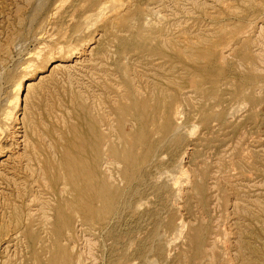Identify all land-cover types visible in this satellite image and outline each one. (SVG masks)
<instances>
[{
    "label": "rangeland",
    "instance_id": "1",
    "mask_svg": "<svg viewBox=\"0 0 264 264\" xmlns=\"http://www.w3.org/2000/svg\"><path fill=\"white\" fill-rule=\"evenodd\" d=\"M162 93L165 126L154 111ZM7 110L20 143L32 134L47 178L0 158V228L15 206L35 204L29 190L52 210L32 248L14 234L0 258H44L53 243L71 264H264V0H0L2 124ZM91 111L128 137L113 164L83 168L99 169L101 209L113 207L62 215L74 192L61 185L78 173L65 158L76 129L90 135Z\"/></svg>",
    "mask_w": 264,
    "mask_h": 264
},
{
    "label": "bare ground",
    "instance_id": "2",
    "mask_svg": "<svg viewBox=\"0 0 264 264\" xmlns=\"http://www.w3.org/2000/svg\"><path fill=\"white\" fill-rule=\"evenodd\" d=\"M64 1V0H63ZM65 1H67V0H65ZM63 2H61V4H62ZM60 5V2H59V4H58V6ZM107 5H109V4H107ZM107 5L105 6H101V7H99V8H101V9H103V7H106L107 8ZM57 6V7H58ZM61 6L62 5H60V8L59 9H61ZM119 6V5H118ZM113 8V7H112ZM100 10V9H99ZM98 10V11H99ZM108 10V9H107ZM66 11V10H65ZM105 11V10H104ZM104 11H102L101 10V12L102 13H104ZM113 11H115V10H113ZM57 12V11H56ZM101 12H99V14L101 13ZM55 14H57V13H55ZM99 16V15H98ZM90 17H92V16H90ZM93 17H94V15H93ZM92 17V18H93ZM100 17L101 16H99V19H100ZM102 17H103V15H102ZM98 17H96V19H97ZM86 19H88V18H86ZM90 21H91V19H89ZM103 21V20H102ZM95 22V21H94ZM97 22H99V21H97ZM73 33V32H72ZM108 33V32H107ZM71 43V42H70ZM86 44V43H85ZM84 45V44H83ZM76 48V47H75ZM79 49V48H78ZM61 50V49H60ZM59 50V51H60ZM69 50V49H68ZM192 50H194V49H192ZM63 51V50H62ZM74 51V50H73ZM196 51V50H195ZM193 52V51H192ZM76 53V52H75ZM50 56V55H49ZM193 56H194V54H193ZM121 58V57H120ZM64 59V58H63ZM197 59H198V57H197ZM48 61L50 62V61H53V59H51V57L48 59ZM49 62H47V63H49ZM120 62V61H119ZM31 66V65H30ZM120 66H121V64H120ZM123 66V65H122ZM123 68V67H122ZM43 69V68H42ZM38 72H40V71H38ZM40 75V74H39ZM174 77V76H173ZM25 78H26V76H24L23 78H22V82H24V80H25ZM166 78V77H165ZM167 79V78H166ZM173 79V78H172ZM169 80V79H168ZM175 79H173V81H174ZM180 80V79H179ZM167 81V80H166ZM164 82V81H163ZM169 82H170V80H169ZM180 82V81H179ZM21 84V83H20ZM31 85H32V83H30ZM29 84V85H30ZM175 84H177L176 82H175ZM29 85H28V87H29ZM179 84H177V86H178ZM180 86V85H179ZM178 86V87H179ZM32 87H33V85H32ZM31 86H30V88H32ZM29 89V88H28ZM133 90H134V88H133ZM158 90V89H157ZM162 89H159V91H161ZM20 91L21 90H19V93H20ZM154 92V91H153ZM152 92V93H153ZM135 93H136V90H135ZM158 92L156 91V94H157ZM165 93V92H164ZM155 94V95H156ZM155 95H153V96H155ZM159 95V93L157 94V96ZM160 95H161V92H160ZM139 96H141V95H139ZM80 97V96H79ZM137 98V97H136ZM142 98H143V96H142ZM152 98V97H151ZM19 99V94H17V97H16V100L15 101H17ZM153 99H154V97H153ZM152 99V100H153ZM157 99V104L155 105V115H156V117H158L159 116V118H160V120H162L161 122H162V126H165V125H167V123L169 122V120H170V118L172 117H170V115H171V111L170 110H168V107H167V105H166V103H165V100H166V97H165V95H163V93H162V96H160V97H157L156 98ZM136 100V99H135ZM149 100V99H148ZM151 100V99H150ZM133 101V100H132ZM147 101V100H146ZM136 102H139V100H137ZM150 102H152V101H150ZM18 103V102H17ZM85 103V102H84ZM16 104V103H15ZM135 104H137L138 105V103H135ZM150 105V103L148 104V106ZM79 106V105H78ZM83 106H85V105H83ZM147 106V107H148ZM81 107V106H80ZM87 107V106H86ZM96 107V106H95ZM122 107V106H121ZM133 107V106H132ZM134 107H137V106H135L134 105ZM133 107V108H134ZM138 107H139V105H138ZM137 107V108H138ZM96 108H98V107H96ZM144 108V107H143ZM149 108V107H148ZM153 108V109H154ZM54 109V108H53ZM82 109V108H81ZM87 109V108H86ZM120 109V108H119ZM147 109V108H146ZM170 109V108H169ZM85 110V109H84ZM88 110V109H87ZM121 110V109H120ZM138 110H139V108H138ZM123 111H125L124 109H123ZM134 111V110H133ZM136 111V110H135ZM134 111V112H135ZM139 111H141V110H139ZM154 111H153V113H154ZM118 112V111H117ZM116 112V113H117ZM129 112H130V110H129ZM150 112V111H149ZM152 112V111H151ZM13 115H14V112H11ZM10 112H9V110H7L5 113H4V115H3V118H4V120L6 121V123H4V124H2V122H1V120H0V158L2 157V156H4V155H9V156H11V158L13 157L14 158V162H13V164H14V166L16 167V166H18V165H20V164H22L23 165V163H24V166H25V168L27 169V170H29L30 171V176H31V178H32V180L35 182L36 180H35V178H36V176L37 175H39V176H41V177H43V178H47L46 177V171H45V168L43 167V166H41V162H42V160H41V158H40V154H39V150H38V148H37V146H36V144H35V142L33 141V139H31V135H29V132H28V130H26V132H25V135L23 136L24 138V142H23V139H22V142L20 143V140H19V138L17 137V128H16V125H12L10 122H11V119H12V114H11ZM53 113V112H52ZM111 113V112H110ZM116 113H115V115H116ZM142 113H145L144 111H142ZM106 114V115H105ZM105 114H94L93 113V111H91L90 112V114H89V117H90V122H91V124L87 127V131L90 133V135L88 136V135H86V134H84V132L83 131H79V129H76L75 130V134L73 135V137H74V141H75V143H74V145H73V147H72V149H73V154H75V157L74 158H71V159H68V158H65L67 161H68V163H71V162H73V165L75 166V168H76V179L75 180H73V179H65V182L61 185V187H62V191H61V193L60 194H62L63 192H65V194H66V192H68V191H73L74 192V196L72 197V198H62V196H61V198H62V201H60L61 203H60V206H59V204H58V206H59V211L62 213V212H67V211H69V212H71V215L74 213V212H78V211H82V212H84V214H87V215H89V214H93V215H95V216H99V217H101L102 215H104V217L106 216V214L107 213H109L110 211H111V209H112V207H113V201L111 202V205L107 208V207H104L103 209H101V205L100 204H103L104 203V200L102 201V193H101V189L99 188V183L101 184V182H100V180H102V179H100V178H102V177H100L101 175H100V173H99V169H94V175H90V173H88V172H85V170H83V168L84 169H86V171H89L87 168L89 167V165L90 164H92V162L98 167V164H102L104 161L105 162H109V164H110V162H112V164H113V162L115 161V157H116V155H117V151H116V149H117V145H118V143L119 144H124V145H126L127 144V142H128V137L127 136H120L119 134H118V132H117V126H115V124L113 123V120L111 119L112 117H110L108 114L109 113H105ZM113 114V113H112ZM133 114H135V113H133ZM140 114H141V112H140ZM150 114V113H149ZM177 114V113H176ZM86 115V114H85ZM114 115V114H113ZM130 115V114H129ZM139 115V114H138ZM27 116V115H26ZM25 116V117H26ZM81 116H82V114H81ZM84 116V115H83ZM175 116V115H174ZM122 117H123V113H122ZM130 117H133V116H130ZM170 117V118H169ZM30 118V117H29ZM56 118V117H55ZM85 118V117H84ZM116 118H118L117 116H116ZM115 118V119H116ZM135 118V117H134ZM138 118V117H137ZM141 118V117H140ZM205 118V117H204ZM26 120H27V118H25ZM86 119H88V118H86ZM119 119V118H118ZM10 120V122H8ZM85 120V119H84ZM117 120V119H116ZM134 120V119H133ZM4 121V122H5ZM32 121V120H31ZM87 121V120H86ZM121 121V120H120ZM141 121V120H140ZM23 122V121H22ZM26 122V121H25ZM37 122V121H36ZM42 122V121H41ZM89 122V121H88ZM89 122V123H90ZM125 122H127L128 123V121H124V123ZM160 122V121H159ZM43 123V122H42ZM46 123V122H45ZM45 123L43 124L44 126H47V125H45ZM88 123V124H89ZM117 123V122H116ZM122 123V122H121ZM121 123H119L118 122V126H120L119 124H121ZM130 123V122H129ZM23 124V123H22ZM25 124V123H24ZM31 124V123H30ZM35 124V123H34ZM33 124V125H34ZM37 124H39V123H37ZM57 125V124H56ZM127 125V124H126ZM28 126H30V125H28ZM27 126V127H28ZM36 126V125H35ZM131 126V125H130ZM31 127V126H30ZM34 127V126H33ZM32 127V128H33ZM57 127V126H56ZM65 127V126H64ZM78 127V126H77ZM123 127V126H122ZM128 127V126H127ZM126 127V128H127ZM147 126H145V128H146ZM49 128V127H48ZM47 128V129H48ZM67 128V127H66ZM73 128V127H72ZM121 128V127H120ZM137 128V127H136ZM46 129V128H45ZM46 129V130H47ZM58 129V128H57ZM86 129V128H85ZM130 129V128H129ZM129 129H127V130H129ZM140 129V128H139ZM25 130V129H24ZM38 130H39V128H38ZM68 130H69V128H68ZM83 130H84V128H83ZM126 130V129H125ZM146 130H147V128H146ZM36 131V130H35ZM42 131V130H41ZM40 131V132H41ZM55 131V130H54ZM70 131V130H69ZM68 131V132H69ZM33 133H35L34 131H33ZM37 133H39V132H37ZM46 133V132H45ZM55 133H57V132H55ZM63 133V132H62ZM170 133V132H169ZM24 134V133H23ZM58 134H60V135H62L60 132L58 133ZM119 135L118 137H116V135ZM142 134V133H141ZM168 134V133H167ZM52 135V134H51ZM57 135V134H56ZM22 136V135H21ZM40 136V135H39ZM43 136V135H42ZM33 137V136H32ZM46 137H48V136H46ZM51 137H53V136H51ZM60 138H62L61 136H60ZM45 139V138H44ZM47 139H49V138H47ZM120 139V140H119ZM49 140H51V139H49ZM119 140V141H118ZM48 141V140H47ZM51 142V141H50ZM52 143V142H51ZM54 143V142H53ZM56 143V142H55ZM141 143V142H140ZM19 144H23L24 146H23V149H19L18 148V146H20ZM160 144V143H159ZM43 145V144H42ZM121 145V146H122ZM128 145V144H127ZM48 146H49V142H48ZM161 146V145H160ZM51 148V147H50ZM149 148H152V147H148V149ZM44 149L45 148H42L41 150H43L44 151ZM64 149V148H63ZM132 150H131V152H133V149L134 148H131ZM55 150V149H54ZM67 150V149H66ZM128 150V149H127ZM106 151H108L109 153H106ZM150 151V150H149ZM152 151H153V149H152ZM55 152V151H54ZM125 152H127L126 150H125ZM135 152V151H134ZM134 152H133V154H134ZM146 152V151H145ZM148 152V151H147ZM105 153V154H104ZM56 154H58V153H56ZM68 154V152H65V156ZM110 154V155H109ZM127 154H128V152L127 153H125L124 155H126V156H124L126 159H128V160H130V162H132L131 161V159H130V156H127ZM137 154V153H136ZM144 154V153H143ZM148 154H151V152H149ZM48 155V154H47ZM59 155V154H58ZM135 155V154H134ZM63 156V155H62ZM136 157H137V155H135ZM134 156V157H135ZM148 156H150V155H148ZM147 156V157H148ZM45 157V156H44ZM55 157H57V156H55ZM120 157V156H119ZM143 157V156H142ZM145 157H146V155H145ZM146 157V158H147ZM58 158V157H57ZM64 158V157H63ZM133 158V157H132ZM138 158H140V157H138ZM10 159V158H9ZM49 159V158H48ZM47 159V160H48ZM121 159H123L122 158V156H121ZM10 160H12V159H10ZM139 160H141V158L139 159ZM144 160V159H143ZM50 161V160H49ZM61 160H59V162H60ZM91 162V163H90ZM136 162V161H135ZM134 162V163H135ZM145 162V161H144ZM133 163V164H134ZM143 163V162H142ZM8 164V163H7ZM49 164V163H48ZM59 164V163H58ZM61 164V163H60ZM93 164V165H94ZM129 164H131V163H129ZM62 165V164H61ZM99 165V166H100ZM135 165H136V163H135ZM7 166V165H6ZM60 167V166H59ZM58 167V168H59ZM73 167V166H72ZM95 167V166H94ZM74 168V169H75ZM96 168V167H95ZM52 170V169H51ZM62 170H64V169H62ZM72 170H73V168H72ZM177 170V169H176ZM67 171V170H66ZM91 171H93V170H91ZM3 172V171H2ZM6 172V171H5ZM8 172V171H7ZM73 172V171H72ZM72 172H70V173H72ZM4 173V172H3ZM60 173V172H59ZM74 173V172H73ZM52 174V173H51ZM57 174V173H56ZM65 174V173H64ZM64 174H63V176H64ZM59 175V174H58ZM62 175V174H61ZM73 175V174H72ZM128 175V174H127ZM126 175V176H127ZM52 176H54V175H52ZM63 176H62V179H63ZM60 177V176H59ZM74 177V176H73ZM172 177V176H171ZM170 177V178H171ZM25 178V177H24ZM27 178H29V177H27ZM54 178V177H53ZM38 179V178H37ZM49 179V178H48ZM57 179V178H56ZM61 179V178H60ZM182 179V178H181ZM26 179H23V182L25 181ZM28 180V179H27ZM73 180V181H72ZM99 180V181H98ZM176 180V179H175ZM29 181V180H28ZM45 181V180H44ZM52 181H54V180H52ZM89 181H90V186H89V188H88V183H89ZM182 181V180H181ZM18 182V181H17ZM104 182V181H103ZM30 183V182H29ZM105 183V182H104ZM173 183V182H172ZM24 184V183H23ZM31 184H32V182H31ZM54 185H55V183H53ZM52 184V185H53ZM103 184V183H102ZM17 185V184H16ZM21 185V184H20ZM19 185V186H20ZM25 186H26V184H24ZM24 185H22V186H24ZM33 185V184H32ZM49 185V184H48ZM47 185V186H48ZM57 185V184H56ZM55 185V186H56ZM106 185V184H105ZM24 186V187H25ZM51 185H49V187H50ZM59 186V185H58ZM17 187V186H16ZM32 187H34V186H32ZM39 187V186H38ZM37 187V188H38ZM104 187V186H103ZM107 186H105V189L107 190V188H106ZM18 188H20V187H18ZM48 188V187H47ZM59 188V187H58ZM25 189H27V188H25ZM26 191V190H25ZM36 192H37V190H36ZM36 192H34L33 191V193L32 192H30V190L28 191V195H29V193H31V198L29 197V196H27V197H29V199H27L28 201V205H30V203H32V202H35V204H33V205H35L34 207H33V205H30V207L28 208L27 207V205H26V207L29 209L28 211H29V213L26 211V213H28V214H26V217H25V219L23 218V216H24V211H23V209H27V208H24V206H23V209H22V211L20 212V210H19V206H20V204H18L17 202H15V205H16V203L18 204V206H15L14 207V202H13V199L14 198H16V195H15V197L12 199V206L15 208V210H14V208H13V210H14V214H12L13 215V218H11L12 216H10V214L9 213H11V211L10 212H7L8 214H7V216H6V214H4V223H2V227L0 228V243H2V242H4V241H6V239L10 242V237L12 236V235H14V234H16V239H20L21 240V242L23 243V241H25V239H27L28 241H26V247L27 248H32L33 246H34V243H36V240H37V237H38V235L35 233V227L37 226V221L41 224V225H44V226H47V225H49L50 224V222H51V217H50V210H52V203H50L49 201H44L42 198H41V196H38L37 194H36ZM107 192H108V190H107ZM180 192V191H179ZM27 193V192H26ZM38 193V192H37ZM109 193V192H108ZM18 194H20V193H18ZM59 194V195H60ZM67 194H69V192L67 193ZM107 194V193H106ZM22 195V194H21ZM25 195V194H24ZM27 195V194H26ZM54 195H58L57 194V192H55L54 191ZM108 195V194H107ZM70 196H71V194H70ZM118 197V196H117ZM19 198H20V196H19ZM22 198V197H21ZM11 200V199H10ZM48 200H50V199H48ZM59 200H61L60 199V196H59ZM113 200V199H112ZM7 201H9V200H7ZM21 201V200H20ZM57 201H58V199H57ZM115 201V200H114ZM37 202V203H36ZM59 202V201H58ZM102 202V203H101ZM109 202V201H108ZM107 202V203H108ZM9 203V202H8ZM10 204V203H9ZM21 204H23V203H21ZM5 206H6V204H5ZM22 206V205H21ZM103 206V205H102ZM7 207V206H6ZM11 209V208H10ZM12 210V209H11ZM13 210H12V212H13ZM77 210V211H76ZM38 211H40V213H38ZM6 212V211H5ZM68 212V213H69ZM22 213H23V215H22ZM36 214H38L37 215V217H36ZM83 214V213H82ZM3 215V214H2ZM62 215H63V213H62ZM67 215V214H66ZM76 215H79V213L78 214H76ZM98 217V218H99ZM84 219H86L87 220V217H85ZM89 219V218H88ZM91 219V218H90ZM1 220V219H0ZM92 220H93V218H92ZM1 223V222H0ZM179 227V226H178ZM179 231H180V229H179ZM18 234H22L23 235V237H22V235H20L19 237L17 236ZM7 237V238H6ZM14 237V236H13ZM12 238V237H11ZM15 240V239H14ZM13 240V241H14ZM16 241V240H15ZM7 242V241H6ZM51 242V241H50ZM12 243V242H11ZM10 244V243H9ZM18 244H19V242H18ZM4 246V245H3ZM48 247H46V250H47V253H46V256L44 257V258H40L38 255V253L35 251V250H33V249H31V251L29 252V257H27L26 259L25 258H18V260H19V262L17 261V260H13L11 257H8V259L6 258V259H3L2 257H4L3 255H2V257L0 258V264H71V262H70V257L68 256V253H67V250L64 248V247H62L61 248V246L59 245V247H60V249H57V250H55V248L54 249H52V247H53V243L51 244H48L47 245ZM5 247V246H4ZM7 247V246H6ZM5 247V251L8 249V248H6ZM9 247V246H8ZM17 247H18V245H17ZM57 247V246H56ZM10 248H11V246H10ZM67 248V247H66ZM4 251V250H3ZM15 253V252H14ZM0 254H2V253H0ZM3 254H4V252H3ZM6 254V253H5ZM4 254V255H5ZM20 254V253H19ZM14 255H16V254H14ZM71 255V254H70ZM7 256H9V255H7ZM11 256V255H10ZM13 256V255H12ZM17 256V255H16ZM9 258L10 259H12V260H9ZM80 258H77V260H79ZM73 260V259H72ZM71 260V261H72ZM76 260V261H77ZM212 260H213V258H212ZM80 261V260H79ZM80 263V262H79ZM78 264V263H77Z\"/></svg>",
    "mask_w": 264,
    "mask_h": 264
}]
</instances>
